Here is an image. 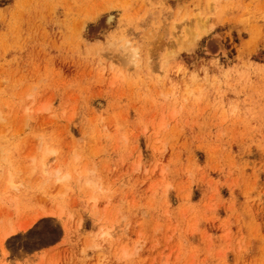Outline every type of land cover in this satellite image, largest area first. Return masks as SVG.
Wrapping results in <instances>:
<instances>
[{"label": "rangeland", "instance_id": "obj_1", "mask_svg": "<svg viewBox=\"0 0 264 264\" xmlns=\"http://www.w3.org/2000/svg\"><path fill=\"white\" fill-rule=\"evenodd\" d=\"M0 264H264V0H0Z\"/></svg>", "mask_w": 264, "mask_h": 264}, {"label": "bare ground", "instance_id": "obj_2", "mask_svg": "<svg viewBox=\"0 0 264 264\" xmlns=\"http://www.w3.org/2000/svg\"><path fill=\"white\" fill-rule=\"evenodd\" d=\"M11 229H12V228H11ZM11 231H13V232H16V231H15V230H13V229H12ZM106 233H108V232H105V234H106ZM108 235H109V234H108ZM2 243H3V242H2Z\"/></svg>", "mask_w": 264, "mask_h": 264}]
</instances>
